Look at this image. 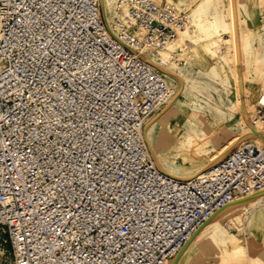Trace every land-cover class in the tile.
I'll use <instances>...</instances> for the list:
<instances>
[{
  "label": "built area",
  "instance_id": "2783aa9c",
  "mask_svg": "<svg viewBox=\"0 0 264 264\" xmlns=\"http://www.w3.org/2000/svg\"><path fill=\"white\" fill-rule=\"evenodd\" d=\"M127 18L154 49L184 25L161 0H129ZM62 29L96 60L98 43L128 56L129 76L112 85L127 99H61ZM104 32L119 41L99 0H0V264H169L214 211L264 190V149L251 145L203 179L157 169L142 131L168 96L164 80ZM256 108L264 122V102Z\"/></svg>",
  "mask_w": 264,
  "mask_h": 264
},
{
  "label": "rangeland",
  "instance_id": "374dc122",
  "mask_svg": "<svg viewBox=\"0 0 264 264\" xmlns=\"http://www.w3.org/2000/svg\"><path fill=\"white\" fill-rule=\"evenodd\" d=\"M161 1L167 3V0ZM200 1L182 0V4L177 6V9L174 8L175 14L181 15L184 22L186 19L190 21L189 25L192 27V31L185 33L183 37L178 33L177 40L173 42L179 45L173 55L178 61V66L183 67L182 71L189 78L190 92L188 91L189 94L185 97L186 101L179 106L183 109V113L180 115L175 113L170 121L182 122L191 118V114L196 115L203 122L202 131L205 135L204 137L197 136L195 141L201 143L204 139H209L220 147L233 135L228 130L230 124L228 115L221 109L215 111L219 103L227 99L225 97L226 88L233 92L229 99L239 101V114L244 129L252 126L254 117L259 118L256 107L261 105L259 97L264 94V66L262 62H258L257 58L264 54V48L259 50L255 39L259 34L264 33V0H214L213 5L193 17V9ZM231 1L240 3L237 12H234L235 15L232 16L238 21V31L242 33L249 51L252 52L251 72H245L243 66L233 58L232 53L221 55L219 49L208 46L210 38L230 39L229 31L222 30L211 34L206 26L216 14L228 21L231 18L228 12ZM100 16L103 24L106 25L101 3ZM127 30L133 33L129 24ZM88 43L86 41L79 43L75 37L65 35L62 29L61 99H100L102 104L105 99H125L126 96L122 90L117 91L118 87L114 89L112 85L120 83L122 85L123 80L129 76L127 73L131 71L132 64L128 56L115 52L109 53L105 50V45L98 43L104 51V56L101 55L96 60L88 52ZM79 46L80 54L75 50ZM195 50L199 52L198 56H192ZM92 63L95 64L94 69H90ZM81 64H83L81 66L83 70L79 71L77 66ZM235 77L237 83L234 80ZM193 100L198 102L196 113L191 109ZM113 105L122 106L117 100ZM62 132V144L73 142V137L67 130H62ZM246 145L259 149L249 143ZM198 157L201 158V156ZM176 162L180 164L182 160L176 158ZM253 208L246 214L231 216L219 223L230 237L207 238V233L204 234L202 236L204 245L195 249L197 258H194V263L195 260L200 261L199 264L213 260L218 264H264V251L262 250L264 247V205ZM256 213L260 215L254 216ZM247 235L248 238H245ZM237 246H239L238 249H236ZM2 259L8 261V254H4ZM249 259H256L257 262L249 263Z\"/></svg>",
  "mask_w": 264,
  "mask_h": 264
},
{
  "label": "bare ground",
  "instance_id": "6f19581e",
  "mask_svg": "<svg viewBox=\"0 0 264 264\" xmlns=\"http://www.w3.org/2000/svg\"><path fill=\"white\" fill-rule=\"evenodd\" d=\"M99 1L107 28L119 41L109 39L108 34L105 32L103 33L104 40L114 48L120 43L127 45L135 51V55L141 59L147 67L158 73L164 80L168 96L162 102L160 110L146 122L142 131L144 146L157 169L167 175L184 181H191L194 178L203 179L206 176V171L213 169V166L230 151L231 147H233L231 151L234 149L240 150L249 143L259 149H264V139L260 136H264V122L260 118L254 117L252 126L248 129H244L239 114V101L236 99H229L233 93L229 88L225 89V97L227 99H223L215 109V111H219L220 109L224 110L225 114L228 115L230 119L228 130L233 133L232 137L222 146L218 147L209 139H204L201 143L195 141L197 136L204 137L205 135V132L202 131L203 122L196 115L193 116L191 114V118H187L182 122H171V116L175 113L179 115L183 113V109L179 108V106L186 101L185 97L188 96L190 92L189 78L182 71L183 67L178 66V61L173 55V52H175L179 46L178 43H170L162 49L139 46L140 39L136 32L133 30V33H131L127 30L128 0ZM213 3L214 0H201L193 9V17H196V14H199L201 11L203 12L204 9L206 10V8L213 5ZM166 4L168 8L175 13L174 8L177 9V6L182 4V0H167ZM239 6L240 3L236 2L229 4L228 12L231 18L228 21L224 20L219 14L214 15L213 19L209 21V24L206 26L209 33L215 34L225 30L230 32L231 37L230 39L210 38L208 46L219 49L221 55H226L229 52L232 53L233 58L243 66V70L245 72H251L252 52L249 51L244 36L238 31V21L232 16L233 14L235 15ZM189 22L190 21L186 19L182 30L179 31L182 37L185 33L192 31ZM262 35L259 34L255 39L259 50L264 48V33ZM198 55L199 52L197 50L192 54V56ZM257 60H259L258 62H262L264 66V54L258 56ZM234 80L236 82V77ZM259 99L260 103H263L264 94H262ZM197 103L196 100L192 101V112L196 111L198 107ZM244 135L248 136L241 138ZM198 156H201V158ZM176 158H180L182 163L178 164ZM249 183L252 184V180H250ZM263 205L264 195H261L255 199L229 206L220 211L183 249L176 264H188L190 261L194 263V258H197L195 249L201 248L204 245V239H202L204 234L207 233V238L216 237L224 239L230 237L222 225L219 224L223 219L231 216H238L241 213L246 214L252 211L254 209L253 207H261ZM258 215L260 214L256 213L254 216ZM172 260L169 264H171Z\"/></svg>",
  "mask_w": 264,
  "mask_h": 264
},
{
  "label": "water",
  "instance_id": "95a60500",
  "mask_svg": "<svg viewBox=\"0 0 264 264\" xmlns=\"http://www.w3.org/2000/svg\"><path fill=\"white\" fill-rule=\"evenodd\" d=\"M248 135H244L243 137L241 138H245L247 137ZM262 139H264V136L263 135H260ZM233 149V147H231L230 151ZM230 151H228L224 156H226ZM223 156V157H224ZM165 174V173H164ZM167 175V174H166ZM170 176V175H168ZM172 177V176H170ZM174 179H177V180H182V179H179V178H176V177H172ZM261 195H264V190L262 191H259V192H256L252 195H249V196H246L242 199H238V200H235V201H232L230 203H227L225 204L224 206L220 207L219 209H217L216 211H214V213L208 217L189 237V239L185 242V244L182 246V248L178 251V253L176 254V256L173 258L171 264H176L177 260H178V257L180 255V253L183 251V249L189 244V242L194 238V236L215 216L217 215L220 211L224 210L225 208L229 207V206H232V205H236V204H240V203H244V202H247L249 200H252V199H255Z\"/></svg>",
  "mask_w": 264,
  "mask_h": 264
},
{
  "label": "crops",
  "instance_id": "0c3cea01",
  "mask_svg": "<svg viewBox=\"0 0 264 264\" xmlns=\"http://www.w3.org/2000/svg\"><path fill=\"white\" fill-rule=\"evenodd\" d=\"M237 237H239V236H237ZM240 237H242V236H240ZM245 238H248V235L245 237ZM241 246V245H240ZM239 248V246H237L236 247V249H238ZM262 250L264 251V247L262 248ZM191 263L190 264H192L193 263V261H190ZM257 261H256V259H249V263H256ZM259 262V261H258ZM200 263V261H196L195 260V263L194 264H199ZM203 263V262H202ZM189 264V263H188ZM203 264H218L216 261H213V260H211V261H209V262H204Z\"/></svg>",
  "mask_w": 264,
  "mask_h": 264
}]
</instances>
